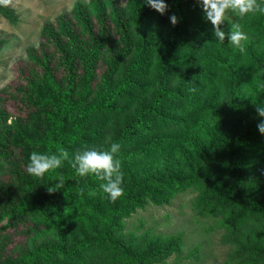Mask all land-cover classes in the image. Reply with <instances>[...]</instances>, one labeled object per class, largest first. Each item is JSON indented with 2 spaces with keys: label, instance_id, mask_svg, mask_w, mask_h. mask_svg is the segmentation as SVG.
I'll list each match as a JSON object with an SVG mask.
<instances>
[{
  "label": "trees",
  "instance_id": "1",
  "mask_svg": "<svg viewBox=\"0 0 264 264\" xmlns=\"http://www.w3.org/2000/svg\"><path fill=\"white\" fill-rule=\"evenodd\" d=\"M116 1H75L44 27L4 93L24 105L9 123L0 96V264H157L181 249L180 234L133 244L125 219L187 190L198 191V215L224 230L236 264H264V14L221 25L241 24V53L227 35L215 39L196 0H163V15L146 0ZM0 14L18 20L3 2ZM112 143L124 176L115 202L89 195L99 182L67 161L42 178L26 172L33 151L62 147L71 158ZM60 176L64 187L49 193ZM248 226L260 236L250 245ZM38 231L23 250L14 239Z\"/></svg>",
  "mask_w": 264,
  "mask_h": 264
},
{
  "label": "rangeland",
  "instance_id": "2",
  "mask_svg": "<svg viewBox=\"0 0 264 264\" xmlns=\"http://www.w3.org/2000/svg\"><path fill=\"white\" fill-rule=\"evenodd\" d=\"M75 1L90 0H2L18 14L16 23L0 14V40L3 41L0 48V96L5 98L4 103L9 107V112L11 111L7 123L13 119L12 116L21 113L19 110L24 107L19 100L4 93L12 90L14 82L18 81V69L25 65L27 48H37L44 27L54 25L56 28L55 18L62 13L70 12ZM123 1L116 2L123 5ZM9 85L11 86L7 90L5 87ZM14 153L11 159L16 158V152ZM6 165L5 163L2 165L0 172L6 169ZM197 192L187 190L176 195V200L171 206L156 207L149 204L143 210H135L130 218L125 219L126 234L123 238L125 241L140 242L146 234L150 239L161 240L180 234L183 244L181 249L157 264H236L231 255V243L222 240L224 230L216 226L213 218L198 215L196 207H193ZM259 225L264 226V223ZM247 228L248 241L245 243L250 245L260 236L253 232L254 227ZM29 236L24 239L14 236V239L20 241L18 243H22V250L27 247L29 241L38 239L39 231L36 238L34 233Z\"/></svg>",
  "mask_w": 264,
  "mask_h": 264
},
{
  "label": "clouds",
  "instance_id": "3",
  "mask_svg": "<svg viewBox=\"0 0 264 264\" xmlns=\"http://www.w3.org/2000/svg\"><path fill=\"white\" fill-rule=\"evenodd\" d=\"M196 2L202 6L204 19L211 23L215 39L224 43L227 35L228 43L243 53L245 51L243 42L247 41L248 37L242 30L241 24L238 22L230 23L227 33L221 29V25L232 17L243 18L258 13L264 14V3H260L259 0H196ZM146 3L161 15L167 11L168 6L163 0H146ZM169 19L173 26L178 22L174 14ZM256 113L259 117L264 118V105H256ZM256 127L258 132L264 136V119H261ZM120 147L118 143H112L106 150L86 147L76 151L71 158L68 151L62 147L55 152L49 150L48 153L33 151L29 155L26 172L29 175L42 178L45 173L60 168L62 163L67 161L70 167L74 169L76 176L92 175L99 182L98 188L90 191L89 195L95 196L99 192L110 201L115 202L124 195L122 162L116 158ZM58 181L54 186L47 187L49 193L64 187L65 181L62 176L58 177Z\"/></svg>",
  "mask_w": 264,
  "mask_h": 264
}]
</instances>
